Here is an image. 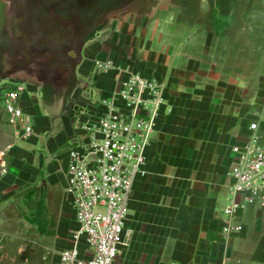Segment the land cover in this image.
I'll return each instance as SVG.
<instances>
[{
  "label": "crops",
  "instance_id": "1",
  "mask_svg": "<svg viewBox=\"0 0 264 264\" xmlns=\"http://www.w3.org/2000/svg\"><path fill=\"white\" fill-rule=\"evenodd\" d=\"M23 2L0 0V152L6 150L0 234L4 222L14 225L10 236L24 233L21 203L41 186L62 182L66 191L69 148L86 136L80 123L106 111L102 99L116 84L115 71H98L96 61L113 60L162 83L166 99L147 150V173L135 182L119 264H264V207L248 206L235 220L243 229L223 232L233 147L253 136L264 145L263 22L248 21L250 11L243 9L235 11L232 27H201L180 17L175 1L147 0L110 14L86 38L74 66L41 77L21 69L13 54ZM257 4L264 7V0ZM16 89L25 117L11 123L4 96ZM25 123L33 127L30 135ZM66 201L62 227L37 234L54 242L37 243L32 256L11 264H51L72 245L78 223L67 195ZM81 245L93 252L84 240Z\"/></svg>",
  "mask_w": 264,
  "mask_h": 264
},
{
  "label": "built area",
  "instance_id": "2",
  "mask_svg": "<svg viewBox=\"0 0 264 264\" xmlns=\"http://www.w3.org/2000/svg\"><path fill=\"white\" fill-rule=\"evenodd\" d=\"M96 69L115 71L116 84L111 95L102 99L106 111L80 123L86 136L69 148L66 195L78 228L71 232L72 245L51 264H119L121 248L127 245L126 221L135 182L147 173V150L166 101L165 86L141 72L113 60L96 61ZM20 90L4 96L11 123L25 117L18 105ZM257 126L251 124L252 129ZM24 132L30 135L33 127L25 123ZM233 152L231 198L223 211L226 236L243 229L235 222L241 211L254 204L264 207V145L253 136L234 146ZM5 154L1 151L0 159ZM83 240L92 253L82 247Z\"/></svg>",
  "mask_w": 264,
  "mask_h": 264
},
{
  "label": "water",
  "instance_id": "3",
  "mask_svg": "<svg viewBox=\"0 0 264 264\" xmlns=\"http://www.w3.org/2000/svg\"><path fill=\"white\" fill-rule=\"evenodd\" d=\"M60 1L61 5L55 3L50 11H41L35 8L38 0H24L17 15L21 20L14 28L17 45L13 54L21 57L20 68L30 69L34 75L59 72L70 63L74 66L86 38L96 33L110 14L138 9L147 0Z\"/></svg>",
  "mask_w": 264,
  "mask_h": 264
},
{
  "label": "rangeland",
  "instance_id": "4",
  "mask_svg": "<svg viewBox=\"0 0 264 264\" xmlns=\"http://www.w3.org/2000/svg\"><path fill=\"white\" fill-rule=\"evenodd\" d=\"M173 1L176 2L177 7L179 6L177 13L180 17L194 25L200 21L201 27L213 23H220L221 27L229 25L232 27L235 11L242 12L243 9L250 11L248 21L254 23L261 21L264 24V7L257 4V1L261 0H168L170 3ZM68 208L62 182L54 186L50 184L41 186L29 200L21 203L19 222L25 229L22 235L10 236L9 230L13 224L4 222L5 233L0 234V264H11L12 258L32 256V253L39 248L37 243L51 245L53 239L43 238L37 234L45 235L59 230L70 211ZM19 222L15 224L17 228L20 227Z\"/></svg>",
  "mask_w": 264,
  "mask_h": 264
},
{
  "label": "flooded vegetation",
  "instance_id": "5",
  "mask_svg": "<svg viewBox=\"0 0 264 264\" xmlns=\"http://www.w3.org/2000/svg\"><path fill=\"white\" fill-rule=\"evenodd\" d=\"M38 3L40 5V10L41 11H47V10H51L53 7L59 6L61 5L62 1L60 0H38ZM56 3V6H55Z\"/></svg>",
  "mask_w": 264,
  "mask_h": 264
}]
</instances>
